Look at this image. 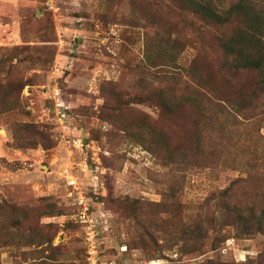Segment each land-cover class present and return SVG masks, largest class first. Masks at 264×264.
<instances>
[{
	"label": "rangeland",
	"instance_id": "obj_1",
	"mask_svg": "<svg viewBox=\"0 0 264 264\" xmlns=\"http://www.w3.org/2000/svg\"><path fill=\"white\" fill-rule=\"evenodd\" d=\"M194 8L0 0V264H264L233 214L264 219V89L229 132L198 113L202 80L257 79Z\"/></svg>",
	"mask_w": 264,
	"mask_h": 264
},
{
	"label": "trees",
	"instance_id": "obj_2",
	"mask_svg": "<svg viewBox=\"0 0 264 264\" xmlns=\"http://www.w3.org/2000/svg\"><path fill=\"white\" fill-rule=\"evenodd\" d=\"M190 1L195 4L193 13L203 18L206 23L226 28L223 46L233 59L234 65L231 68L221 69V71H234L235 74L242 71L255 75L254 78L257 79L255 84L249 86V90L246 89L247 99L243 96V91L236 94L227 93L225 90L229 88L221 82V79L212 80V83L201 79L203 83L199 89L201 102L195 101L198 113L202 117L210 114L217 120L218 127H220L219 133L222 130L229 132L225 130L222 121L241 113L245 116L251 111V101L259 93L258 90L261 89V92L264 89V0H229L228 4H225V0ZM245 100L248 102L246 103ZM263 113L260 112L257 116ZM235 128L236 126L231 129ZM237 208L235 206L236 210L233 213L236 222L243 221L244 224L247 222L252 229L255 225L264 227V219L255 218L253 213L247 216L245 212H240ZM198 230L201 232V228ZM194 231L190 233L191 236L194 235ZM205 238L206 236H203V239Z\"/></svg>",
	"mask_w": 264,
	"mask_h": 264
},
{
	"label": "built area",
	"instance_id": "obj_3",
	"mask_svg": "<svg viewBox=\"0 0 264 264\" xmlns=\"http://www.w3.org/2000/svg\"><path fill=\"white\" fill-rule=\"evenodd\" d=\"M71 186H75L76 185V181H70ZM82 207L81 210L79 212V218L82 224L85 225L86 229H89L91 232L88 233L90 238V241H93L97 235H98V231H97V219L93 216V214L91 213V211L89 210V207L87 206V204L82 200L81 202Z\"/></svg>",
	"mask_w": 264,
	"mask_h": 264
}]
</instances>
